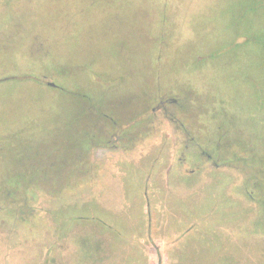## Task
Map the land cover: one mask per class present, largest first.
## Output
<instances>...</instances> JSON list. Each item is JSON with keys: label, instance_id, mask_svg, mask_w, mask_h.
Wrapping results in <instances>:
<instances>
[{"label": "rangeland", "instance_id": "obj_1", "mask_svg": "<svg viewBox=\"0 0 264 264\" xmlns=\"http://www.w3.org/2000/svg\"><path fill=\"white\" fill-rule=\"evenodd\" d=\"M261 155L264 0H0V264H264Z\"/></svg>", "mask_w": 264, "mask_h": 264}, {"label": "trees", "instance_id": "obj_2", "mask_svg": "<svg viewBox=\"0 0 264 264\" xmlns=\"http://www.w3.org/2000/svg\"><path fill=\"white\" fill-rule=\"evenodd\" d=\"M248 150L251 153L253 149L249 148ZM261 157L263 156L262 155L260 156L259 162L261 164V167H263L264 160ZM255 158H257V156ZM236 159L238 160V162L240 161L242 163V165L244 166L243 168L246 169L245 171H247L248 169L249 172L253 173L252 161L245 163L242 162V160L239 159L238 157H236ZM262 173L264 177V171ZM253 187L254 190L256 189L259 191L261 189V191L264 192V188L262 186H259L257 182H254ZM204 232L207 234V230H205ZM200 241L201 242L195 240L192 243L189 240L188 243H186V245L183 247L184 250L177 254V259L175 264H231L229 255L220 251V250H224V245H222L221 242H219V245L215 246L214 245L215 241L213 239L211 240L205 239L204 241L203 239H201ZM133 263L138 264V258L131 257L130 255L126 258V260L123 261V264H133Z\"/></svg>", "mask_w": 264, "mask_h": 264}, {"label": "flooded vegetation", "instance_id": "obj_3", "mask_svg": "<svg viewBox=\"0 0 264 264\" xmlns=\"http://www.w3.org/2000/svg\"><path fill=\"white\" fill-rule=\"evenodd\" d=\"M164 100V99H163ZM168 101H173V99L172 98H168L167 99ZM149 103V101H147V104ZM226 148V147H225ZM208 157H209V160L211 161V157L208 155ZM212 165L213 166H216V167H218L219 165H218V163H217V160H212Z\"/></svg>", "mask_w": 264, "mask_h": 264}]
</instances>
